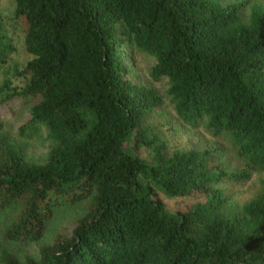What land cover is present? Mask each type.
<instances>
[{
    "label": "trees",
    "instance_id": "1",
    "mask_svg": "<svg viewBox=\"0 0 264 264\" xmlns=\"http://www.w3.org/2000/svg\"><path fill=\"white\" fill-rule=\"evenodd\" d=\"M13 1L31 58L0 80V106L26 104L20 131L45 129L49 147L30 159L0 120V264H264V189L237 210L223 188L264 170V2ZM14 50L0 12V70ZM148 59L177 121L228 137L242 172L214 150L170 149L166 96L135 76ZM83 203L39 257L8 247Z\"/></svg>",
    "mask_w": 264,
    "mask_h": 264
},
{
    "label": "rangeland",
    "instance_id": "2",
    "mask_svg": "<svg viewBox=\"0 0 264 264\" xmlns=\"http://www.w3.org/2000/svg\"><path fill=\"white\" fill-rule=\"evenodd\" d=\"M228 1L264 2V0H224V2ZM13 10V0H0V12L6 18L9 37L15 47L11 57H9L8 66L0 70V80L11 74L14 70L23 67L31 58L25 49L19 25L11 20ZM151 64H153V61L150 59L144 61V66L140 64L141 71L137 72L135 76L138 77L137 79L150 83L161 94L166 96L164 105L156 113V118L159 122H163L166 127L164 131L168 135L170 149L173 151L190 148L214 150L215 154L219 155V164L226 171L242 172L245 169V160L233 149L228 137L210 129L206 122L201 123L197 128H191L177 121L174 106L167 95L169 82L165 78L159 81L153 80L148 73ZM30 118L28 106L20 101H14L11 105L0 106V120L4 121L6 131L17 143L24 147L30 159L42 162L46 158L49 147L45 129L39 131H20ZM140 154L147 156L148 152L142 148L140 149ZM223 188L225 193L230 197L235 209L239 210L242 205L254 199L263 191L264 170H252L251 177L247 181L235 182L227 180L223 183ZM164 199L171 206L193 201L191 198L170 199L165 196ZM85 208L86 204L83 203L58 211L50 225L48 234L42 241L9 244L8 247L22 261L27 257H39L41 246L52 243L56 234H71Z\"/></svg>",
    "mask_w": 264,
    "mask_h": 264
}]
</instances>
